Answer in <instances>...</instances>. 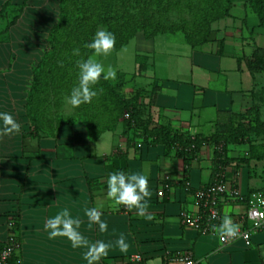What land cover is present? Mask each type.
Listing matches in <instances>:
<instances>
[{
    "label": "crops",
    "instance_id": "crops-1",
    "mask_svg": "<svg viewBox=\"0 0 264 264\" xmlns=\"http://www.w3.org/2000/svg\"><path fill=\"white\" fill-rule=\"evenodd\" d=\"M4 2L0 0V8ZM11 2L20 5L24 0ZM58 9L59 0H26L9 28V40L0 42V112H10L21 124L20 133L0 138V247L9 236H16L23 264H87L84 249H73L66 237L49 239L44 229L45 221L66 207L83 220L80 231L91 242L115 241L125 234L128 251L113 248L99 264H183L176 258L179 254L206 264H264V229L254 232L249 244L240 239L220 244L217 234H200L180 224V211L193 210V190L213 180L212 145L203 144L186 167L174 150L165 153L163 145L140 143L125 132L121 118L105 130L75 120L35 133L27 114V95L32 69L42 58ZM252 13L242 2L233 5L226 19L240 23L236 34L226 31L200 46L187 44L182 48L186 61L182 67L173 65L172 76L150 75L151 82L138 86L156 88L146 110L154 120L180 133L209 137L230 113L242 112L258 101L264 89L258 85L261 73L251 74L243 62L238 68L236 61L255 45L264 48V28ZM242 31L249 32V37ZM144 52L146 68L138 74L135 61L133 79L155 67L151 49ZM248 151L247 144L230 145L222 167L227 186L244 196L264 188V159H248ZM242 157L245 160L238 162ZM117 171L148 176L152 220L137 216L135 210L114 207L107 199L106 178ZM165 176L169 187L161 190ZM246 206L247 200L226 194L220 202V217L227 211L240 224ZM86 207H100L107 232H99L96 225L88 227ZM136 254L140 261L130 259Z\"/></svg>",
    "mask_w": 264,
    "mask_h": 264
},
{
    "label": "trees",
    "instance_id": "trees-1",
    "mask_svg": "<svg viewBox=\"0 0 264 264\" xmlns=\"http://www.w3.org/2000/svg\"><path fill=\"white\" fill-rule=\"evenodd\" d=\"M69 0H59L58 18L50 28L46 48L40 62L32 69V80L27 95V114L35 133L40 127L37 121V114L32 111L31 101L33 94L39 90L42 69L47 65V61L60 43L61 32L66 31V25L72 23L75 39L65 42L69 47L67 53L69 58H73L72 50L80 48V59L87 58L93 53L83 45L90 42L95 31L104 27L115 34L116 43L113 51H118L127 44L136 33L141 32L146 39H152L158 34L174 33L180 31L185 42L191 47L200 46L207 43L210 23L231 17L230 10L233 7L231 0H72L74 7L72 12L67 9ZM196 4L197 15L204 23V37L198 41H192L183 27V20L179 23L169 22L165 19V14L170 5L179 2ZM242 3L249 7L258 17L259 26L264 28V0H242ZM26 0L20 5L12 4L11 0H5L0 8V42L9 40V28L17 21ZM223 39L220 40L217 53L222 54ZM135 61L138 64V74L146 68L147 57L136 54ZM239 65L243 62L246 69L251 73L264 74V48L255 45L248 55L236 57ZM100 80H103L101 77ZM121 87L118 79L115 85L109 90L119 110L118 117L111 124L94 126L100 129H108L117 123L121 118L125 132L132 133V137L140 140V143L148 145L161 144L165 148V153L174 150L175 155L181 157L186 167L190 161L198 154L199 148L207 143L214 148V177L219 172V168L227 163L225 153L230 145L247 144L249 146L248 159H264V119H260L257 114L255 103L242 112H232L229 118L216 125V128L209 137L199 135H189L175 131L168 123L159 122L153 119L148 113L147 106L152 105L153 95L156 88L150 90L137 88L133 94L125 97L117 88ZM144 89V90H143ZM147 97L149 100L143 104L140 100ZM127 114V117L125 116ZM244 115L251 116L250 127L244 128L240 119ZM260 138V142L256 139ZM245 158H239L238 162H243ZM213 177V179H214ZM188 190L189 187L186 186ZM194 191V190H193ZM16 237V236H15ZM18 239V237H16ZM19 240V239H18ZM20 241V240H19Z\"/></svg>",
    "mask_w": 264,
    "mask_h": 264
},
{
    "label": "rangeland",
    "instance_id": "rangeland-1",
    "mask_svg": "<svg viewBox=\"0 0 264 264\" xmlns=\"http://www.w3.org/2000/svg\"><path fill=\"white\" fill-rule=\"evenodd\" d=\"M182 1V0H181ZM179 2L176 5L171 4L165 19L169 22H177L183 20V27L192 41L203 39L205 33L204 23L197 15L198 11L194 4L190 1ZM242 0H231L233 5L240 4ZM67 9L72 12L74 4L72 0L67 3ZM233 13H237V9H233ZM210 30L208 31V38H219L222 33L226 31L236 34L240 28V23L234 19H220L210 23ZM72 23L66 25V31L61 32L60 43L57 45L55 51L47 61V65L42 69L40 88L33 94L31 106L32 111L37 114V123L41 132H49L55 129L56 125L62 121L82 120L94 126H101L104 124H111L119 115V110L109 90L115 85L119 79L121 87L117 88L125 97L130 96L136 90L135 87L145 86L151 82V76L159 77L162 75L172 76L174 64H179L181 67L186 61V56L182 52L187 43L180 31L174 33H162L156 35L152 39H146L141 32L135 36L118 51H112L108 56L97 57L99 62L107 68L111 65L116 70V79L114 80H100L94 87L96 89H103V92L97 97H94L91 103L82 104L80 107L72 109L65 103V97L70 93L72 87L77 83V66L76 62L79 60V55H73L69 58L66 41L75 39V32H73ZM246 32V31H245ZM242 31L245 37H249ZM251 35V34H250ZM237 37V35H234ZM247 40V38H245ZM146 49L150 50V56L155 60V67L147 71L146 75L136 77L135 74V60L134 55L139 53L145 55ZM238 53H240L238 51ZM93 55V54H92ZM133 75V76H132ZM151 75V76H150ZM258 85L264 88V74L261 73L258 79ZM142 88V87H139ZM144 90V89H143ZM260 98L255 103L257 114L260 119H264V89L261 92ZM143 104L148 102L147 97H142L140 100ZM245 111V110H244ZM242 111V114L243 112ZM251 116L244 115L240 122L244 124V128L250 127ZM260 142V138L256 139Z\"/></svg>",
    "mask_w": 264,
    "mask_h": 264
},
{
    "label": "clouds",
    "instance_id": "clouds-1",
    "mask_svg": "<svg viewBox=\"0 0 264 264\" xmlns=\"http://www.w3.org/2000/svg\"><path fill=\"white\" fill-rule=\"evenodd\" d=\"M254 15V13H252ZM116 43L115 34L104 27L98 28L92 36L90 42L83 45L91 50L93 55L77 60L76 66L77 83L72 87L70 93L65 97V103L72 109L80 107L82 104L91 103L94 97L103 92V89H96L103 77L104 80L116 79V70L109 65L99 62L97 57L108 56L114 50ZM79 49L73 50V55H79ZM21 132V124L10 112H0V138L12 136ZM106 197L114 202L113 206H123L129 212L135 210V214L147 220L154 218L149 212L148 201L152 193L149 189L148 176L143 172L125 173L123 171L112 172L106 178ZM87 217L88 227L98 226V231L107 232V222L101 219L103 215L100 207L84 209ZM213 213L210 220H216ZM83 220L73 217L68 208L61 209L57 214L48 218L44 223V229L48 233L49 239L66 237L70 241L73 249L82 248V258L87 264H99V262L109 254L113 248L125 253L129 249L124 233H120L115 241L105 242L96 240L91 242L81 231ZM210 229L217 234L222 242L230 241L240 236L241 225L233 220L231 214L224 212L219 219V223L210 224Z\"/></svg>",
    "mask_w": 264,
    "mask_h": 264
},
{
    "label": "built area",
    "instance_id": "built-area-1",
    "mask_svg": "<svg viewBox=\"0 0 264 264\" xmlns=\"http://www.w3.org/2000/svg\"><path fill=\"white\" fill-rule=\"evenodd\" d=\"M125 116L127 117V114ZM219 169V172L210 183L200 186L193 191V210L184 208L180 211V224L192 227L200 234L212 233L210 224L218 223L220 219V202L228 194L236 200H247V206L240 219V236L226 242H222L218 236L219 242L220 244H225L240 239L249 244L252 234L264 229V188L251 191L244 196L239 189L227 186L223 168ZM163 182L161 190L169 187V177L165 176ZM186 186L189 187V184L186 183ZM213 213L217 216L216 220H210ZM19 249L20 241L15 236H9L0 247V264H23L18 254ZM176 258L183 264H206L201 260L194 259L189 254H179ZM130 259L140 261L141 256L136 254L131 256Z\"/></svg>",
    "mask_w": 264,
    "mask_h": 264
}]
</instances>
